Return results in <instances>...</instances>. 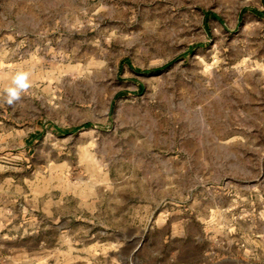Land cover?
Returning <instances> with one entry per match:
<instances>
[{
    "label": "rangeland",
    "instance_id": "1",
    "mask_svg": "<svg viewBox=\"0 0 264 264\" xmlns=\"http://www.w3.org/2000/svg\"><path fill=\"white\" fill-rule=\"evenodd\" d=\"M0 264H264V0H0Z\"/></svg>",
    "mask_w": 264,
    "mask_h": 264
},
{
    "label": "clouds",
    "instance_id": "2",
    "mask_svg": "<svg viewBox=\"0 0 264 264\" xmlns=\"http://www.w3.org/2000/svg\"><path fill=\"white\" fill-rule=\"evenodd\" d=\"M30 72L18 71L10 78V83L0 90V103L13 106L31 86Z\"/></svg>",
    "mask_w": 264,
    "mask_h": 264
}]
</instances>
